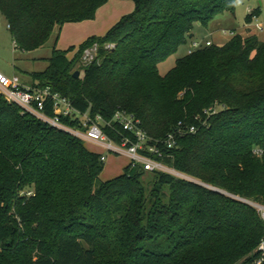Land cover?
<instances>
[{
	"label": "trees",
	"instance_id": "obj_1",
	"mask_svg": "<svg viewBox=\"0 0 264 264\" xmlns=\"http://www.w3.org/2000/svg\"><path fill=\"white\" fill-rule=\"evenodd\" d=\"M108 1L0 0V11L15 47L29 52L66 23L94 19ZM134 1L133 13L87 38L72 57V48L57 47L58 36L47 69L29 74L34 86H51L82 112L107 121L119 110L135 114L153 143L174 134L164 161L197 181L131 164L104 180L102 153L0 94V264H257L262 258L264 221L235 197L264 204V157L254 153L264 146V40L236 34L187 53L163 75L160 64L192 38L195 24L208 26L234 11L237 0ZM108 42L114 46L106 48ZM95 44V60L83 65ZM214 105L215 114L206 112ZM105 130L117 142L124 132L119 123Z\"/></svg>",
	"mask_w": 264,
	"mask_h": 264
},
{
	"label": "built area",
	"instance_id": "obj_2",
	"mask_svg": "<svg viewBox=\"0 0 264 264\" xmlns=\"http://www.w3.org/2000/svg\"><path fill=\"white\" fill-rule=\"evenodd\" d=\"M255 10H250L249 15L253 14L252 26L258 31H264V19ZM234 34V33H233ZM235 35V34H234ZM212 40L206 42L193 41L188 54L202 49L206 46L213 45ZM99 46L95 44L87 49L84 53L89 54L91 50L96 49V53L90 57L91 64L97 54ZM0 94L9 102L20 106L25 112L34 115L38 119L47 123L49 126L68 132L86 143L90 142L103 148L106 152L116 154H125L130 158L131 167H144L147 171H163L172 174L181 175L180 172L170 167L164 159L168 155L167 148H173L176 145V137L169 134L168 137L161 141L152 142V138L147 131L141 126V120L133 113L119 110L115 116L107 121L100 114L92 115L90 111L82 112L77 109L71 99L55 91L51 86L39 87L23 83L18 75L7 76L0 70ZM220 106L214 105L206 112L215 114ZM52 111L53 114H50ZM64 118L76 121L78 126H72L64 122ZM115 123H119L123 128L121 140L117 142L105 130L106 127L115 128ZM196 132L194 126L190 129ZM254 153L259 157H264V146H257ZM106 154H102V160L106 161ZM210 187V185L201 183ZM226 193L225 191L219 190ZM239 200L248 202L257 209L264 221V204L259 202L248 201L246 199L235 197ZM262 258L257 262L259 264L264 259V237L259 246Z\"/></svg>",
	"mask_w": 264,
	"mask_h": 264
},
{
	"label": "rangeland",
	"instance_id": "obj_3",
	"mask_svg": "<svg viewBox=\"0 0 264 264\" xmlns=\"http://www.w3.org/2000/svg\"><path fill=\"white\" fill-rule=\"evenodd\" d=\"M264 1V0H263ZM258 0H237L234 11L226 10L215 16L208 26L200 22L195 24L194 37L184 44L177 54L172 55L167 61L160 64L161 74H167L176 64V61L186 55L192 46L193 41L206 42L214 40L215 44H222L230 40L234 34H247L248 8L257 6ZM136 3L134 0H109L97 11L96 17L80 22L66 23L61 29L58 28L46 46L35 51H23L15 47L13 34L9 28L7 19L0 11V70L7 76L27 75V72H41L49 66V58L52 56L54 45L62 50L71 49L70 55L74 56L80 45L92 35L105 34L110 28L117 24L124 16L134 12ZM264 16V5L262 6ZM234 33V34H233ZM253 33L264 39V31L253 28ZM113 42H108L105 47L112 48ZM93 52L85 54L82 64L88 65ZM87 146L99 153L106 154L102 179L109 180L124 173L125 168L130 164V158L125 154L106 152L103 148L87 142ZM176 175V174H174ZM191 181H197L185 174L176 175ZM203 183V182H199ZM212 189L216 188L210 185ZM218 190H222L217 188ZM223 191V190H222ZM221 192V191H220Z\"/></svg>",
	"mask_w": 264,
	"mask_h": 264
},
{
	"label": "crops",
	"instance_id": "obj_4",
	"mask_svg": "<svg viewBox=\"0 0 264 264\" xmlns=\"http://www.w3.org/2000/svg\"><path fill=\"white\" fill-rule=\"evenodd\" d=\"M259 4L257 5V6H254V7H249L248 8V12L250 11V10H257L259 7H261V14H260V17L262 18V19H264V16H262L263 15V13H262V6L264 5V1L263 0H261V1H259L258 2ZM247 27H249L248 29H247V33L248 32H253V26H252V24H248L247 25ZM251 29V30H250ZM194 34V33H193ZM103 35V34H102ZM258 37H259V35H257ZM194 37V36H193ZM193 39V38H192ZM259 39H261V40H264L263 38H260L259 37ZM213 42H214V40H212ZM226 43V42H225ZM225 43H222V44H220V45H223V44H225ZM214 44H215V42H214ZM69 56L70 57H72L70 54H69ZM30 72H27V75H23V76H20L21 77V79H22V81H23V83H25V84H27V85H34V83H33V80H32V77L30 76V74H29ZM15 75H17V74H15Z\"/></svg>",
	"mask_w": 264,
	"mask_h": 264
},
{
	"label": "water",
	"instance_id": "obj_5",
	"mask_svg": "<svg viewBox=\"0 0 264 264\" xmlns=\"http://www.w3.org/2000/svg\"><path fill=\"white\" fill-rule=\"evenodd\" d=\"M251 30V29H250ZM194 36V34H192L191 35V37H193ZM80 75H81V71L80 70H77L75 73H74V76L76 77V78H78V77H80ZM215 190H217V191H219L217 188H214ZM259 264H264V259H263V261H261Z\"/></svg>",
	"mask_w": 264,
	"mask_h": 264
}]
</instances>
